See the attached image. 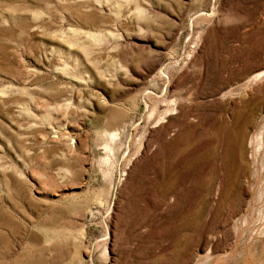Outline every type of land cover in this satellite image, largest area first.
<instances>
[{
    "label": "rangeland",
    "instance_id": "374dc122",
    "mask_svg": "<svg viewBox=\"0 0 264 264\" xmlns=\"http://www.w3.org/2000/svg\"><path fill=\"white\" fill-rule=\"evenodd\" d=\"M0 264H264V0H0Z\"/></svg>",
    "mask_w": 264,
    "mask_h": 264
},
{
    "label": "bare ground",
    "instance_id": "6f19581e",
    "mask_svg": "<svg viewBox=\"0 0 264 264\" xmlns=\"http://www.w3.org/2000/svg\"><path fill=\"white\" fill-rule=\"evenodd\" d=\"M161 71V70H160ZM163 71V70H162ZM164 73V72H163ZM114 193V192H113Z\"/></svg>",
    "mask_w": 264,
    "mask_h": 264
}]
</instances>
